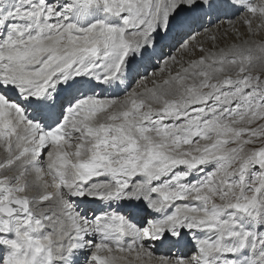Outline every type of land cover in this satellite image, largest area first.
I'll list each match as a JSON object with an SVG mask.
<instances>
[{
  "label": "snow or ice",
  "instance_id": "snow-or-ice-1",
  "mask_svg": "<svg viewBox=\"0 0 264 264\" xmlns=\"http://www.w3.org/2000/svg\"><path fill=\"white\" fill-rule=\"evenodd\" d=\"M0 264H264V0H0Z\"/></svg>",
  "mask_w": 264,
  "mask_h": 264
}]
</instances>
